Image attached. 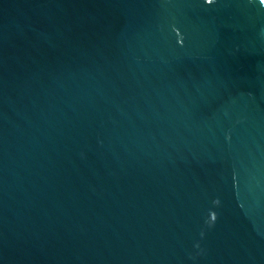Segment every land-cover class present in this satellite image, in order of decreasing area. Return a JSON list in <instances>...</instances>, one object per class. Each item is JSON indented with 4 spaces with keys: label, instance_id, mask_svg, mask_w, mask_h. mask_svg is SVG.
Segmentation results:
<instances>
[{
    "label": "water",
    "instance_id": "water-1",
    "mask_svg": "<svg viewBox=\"0 0 264 264\" xmlns=\"http://www.w3.org/2000/svg\"><path fill=\"white\" fill-rule=\"evenodd\" d=\"M0 264H264V3L0 0Z\"/></svg>",
    "mask_w": 264,
    "mask_h": 264
},
{
    "label": "clouds",
    "instance_id": "clouds-1",
    "mask_svg": "<svg viewBox=\"0 0 264 264\" xmlns=\"http://www.w3.org/2000/svg\"><path fill=\"white\" fill-rule=\"evenodd\" d=\"M261 3H264V0H261Z\"/></svg>",
    "mask_w": 264,
    "mask_h": 264
}]
</instances>
